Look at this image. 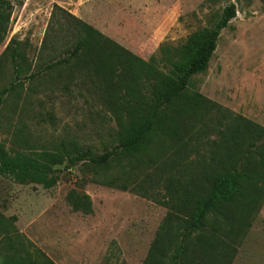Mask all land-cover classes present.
<instances>
[{
	"label": "rangeland",
	"instance_id": "374dc122",
	"mask_svg": "<svg viewBox=\"0 0 264 264\" xmlns=\"http://www.w3.org/2000/svg\"><path fill=\"white\" fill-rule=\"evenodd\" d=\"M10 1L13 10L0 42V146L11 155L24 153L40 161L42 152L56 151L62 143L89 146L98 153L118 143L121 109L131 100L144 99L146 78L134 95L117 90L99 50L88 45L70 65L33 80H17L6 53L13 41L12 47L24 51L37 71L49 60L68 56L85 37L76 17L150 62L161 58L165 46L178 48L194 31L216 27L224 8L236 4L237 15L222 30L208 70L195 75L190 87L222 109L199 121L190 138L164 147L153 143L147 155L120 156L107 167L67 168L65 160L54 166L61 172L51 188L0 174V260L144 264L172 203L210 160L227 118L235 114L264 126V2ZM11 82L18 87L2 94ZM217 121L222 124L216 126ZM110 179L128 188L103 184ZM72 191L90 197L91 213L73 210L68 201ZM261 201L253 207L249 196L244 197L230 209L234 228H228L225 243L217 244L214 263L264 264V198ZM223 252L227 257L220 255Z\"/></svg>",
	"mask_w": 264,
	"mask_h": 264
},
{
	"label": "trees",
	"instance_id": "16d2710c",
	"mask_svg": "<svg viewBox=\"0 0 264 264\" xmlns=\"http://www.w3.org/2000/svg\"><path fill=\"white\" fill-rule=\"evenodd\" d=\"M12 10L10 0H0V42L6 35ZM236 15V4H229L216 27L194 31L178 48L165 46L161 58L150 62L136 57L76 17L73 18L85 32V37L76 41L68 56L49 60L37 71L32 70L24 51L12 47L13 41L6 53L10 55L17 80L23 76L33 80L45 71L70 65L82 57L84 48L93 45L99 50L117 90L123 89L134 95L140 91L141 80L146 78V92L144 99L131 100L121 109L119 140L111 148L98 153L89 146L62 143L56 151L42 152L43 160L40 161L24 153L11 155L0 146V174L20 183H37L51 188L56 185L61 172L54 166L65 160L67 168L79 164L107 167L120 156L147 155L153 143L164 147L178 145L184 138H190L199 121L222 109L201 93L191 92L190 87L195 75L208 70L222 30ZM47 42L48 36L44 44ZM18 85L11 82L2 94L10 93ZM220 124V121L215 123L216 126ZM199 172L172 203L144 264H216L217 244L225 243L228 228H234L235 219L231 217L230 209L244 197L249 196L253 207L261 205L264 198V126L243 116L230 115L223 129L218 130L210 160L201 165ZM102 182L128 188L116 179ZM68 201L74 211L91 213L93 210L87 194L72 191ZM214 217L219 220L211 223ZM220 255L227 257L225 252ZM0 264L40 263L31 257H20L0 260ZM45 264L54 263L47 259Z\"/></svg>",
	"mask_w": 264,
	"mask_h": 264
}]
</instances>
